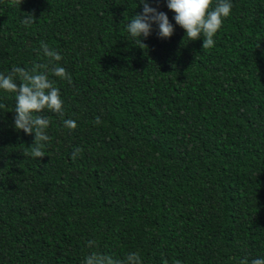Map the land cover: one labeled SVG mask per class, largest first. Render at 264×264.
<instances>
[{
    "label": "trees",
    "instance_id": "16d2710c",
    "mask_svg": "<svg viewBox=\"0 0 264 264\" xmlns=\"http://www.w3.org/2000/svg\"><path fill=\"white\" fill-rule=\"evenodd\" d=\"M232 3L203 49L165 0L174 35L153 25L144 48L127 32L140 0H0V72L46 62L43 41L72 75L52 77L64 112L42 113L40 159L25 155L34 134L15 129V94L0 90V264L264 258V0ZM25 13L36 23L23 26Z\"/></svg>",
    "mask_w": 264,
    "mask_h": 264
},
{
    "label": "clouds",
    "instance_id": "9594fccd",
    "mask_svg": "<svg viewBox=\"0 0 264 264\" xmlns=\"http://www.w3.org/2000/svg\"><path fill=\"white\" fill-rule=\"evenodd\" d=\"M13 5H21L23 0H12ZM167 8L174 12L173 19L176 25L185 30L186 37L195 41L203 37V49H211L215 46V37L222 29L225 19L229 18L233 9L232 0H165ZM156 6L153 7L149 0H140L142 13L135 14L127 24V32L140 47H146L142 42L147 39L153 31V25L158 27V37L169 39L174 35L175 27L170 22L167 13L159 11L161 0H152ZM36 23L32 13H25L21 24L30 27ZM40 52L46 62L34 63L30 69L13 66L7 74L0 72V90L15 94L14 126L16 130L25 134L33 135L34 142L30 146V153L34 159H40L45 155V143L50 140L47 134L51 121L42 115L50 111L63 115L64 100L60 88L52 77L72 83V75L60 66L58 62L63 56L46 42H41ZM7 106L0 104V111ZM99 117L95 118V124H101ZM63 124L70 130L77 128V123L72 119H65ZM83 149L76 148L72 159L82 153ZM95 241L87 242L88 247L95 245ZM83 264H143L139 252H129L123 259H116L111 255L98 251L88 254ZM163 264H168L167 260ZM174 264H181L174 261ZM240 264H264V258H254L249 261L244 258Z\"/></svg>",
    "mask_w": 264,
    "mask_h": 264
}]
</instances>
